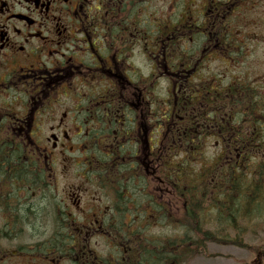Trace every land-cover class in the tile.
Returning a JSON list of instances; mask_svg holds the SVG:
<instances>
[{"label": "flooded vegetation", "instance_id": "1", "mask_svg": "<svg viewBox=\"0 0 264 264\" xmlns=\"http://www.w3.org/2000/svg\"><path fill=\"white\" fill-rule=\"evenodd\" d=\"M254 141L264 0H0V264H111L102 179L121 175L139 219L166 170L173 187L176 142L240 157Z\"/></svg>", "mask_w": 264, "mask_h": 264}, {"label": "trees", "instance_id": "2", "mask_svg": "<svg viewBox=\"0 0 264 264\" xmlns=\"http://www.w3.org/2000/svg\"><path fill=\"white\" fill-rule=\"evenodd\" d=\"M251 159L245 155L237 162L213 156L201 163L176 164L174 203L158 205L159 218L174 226L175 234L146 239L134 221L132 226L124 224L125 201L115 204L119 219L113 229L131 238L129 252L138 264H186L208 254L210 243L245 248L254 254L249 264H264V238L261 244L246 240L247 234L264 231V158ZM115 192L123 197L121 189Z\"/></svg>", "mask_w": 264, "mask_h": 264}, {"label": "rangeland", "instance_id": "3", "mask_svg": "<svg viewBox=\"0 0 264 264\" xmlns=\"http://www.w3.org/2000/svg\"><path fill=\"white\" fill-rule=\"evenodd\" d=\"M210 153V151H209ZM102 197L107 201V205L109 200L102 194ZM35 206L38 207L37 214L32 213L28 217V221H30V227L33 229H37L36 220H44L47 217L48 210L44 209V205H50L44 201L37 200L32 201ZM113 204V201L111 202ZM47 212V213H45ZM150 234L158 237L161 235L167 234H175L176 229L174 226H167L166 223H163V220H159V224L153 227L152 229H148ZM264 238V231L260 232L257 235L247 234L246 240L249 243L261 244ZM100 244V251L105 248L107 245L106 238H97ZM122 251L124 247L121 248ZM102 252V251H101ZM253 260V253L245 248H241L231 244H219V243H210L208 244V254L206 255H198L194 258L190 259L186 264H249Z\"/></svg>", "mask_w": 264, "mask_h": 264}]
</instances>
